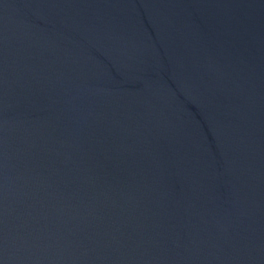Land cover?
<instances>
[{
	"label": "water",
	"instance_id": "water-1",
	"mask_svg": "<svg viewBox=\"0 0 264 264\" xmlns=\"http://www.w3.org/2000/svg\"><path fill=\"white\" fill-rule=\"evenodd\" d=\"M0 264H264V0H0Z\"/></svg>",
	"mask_w": 264,
	"mask_h": 264
}]
</instances>
